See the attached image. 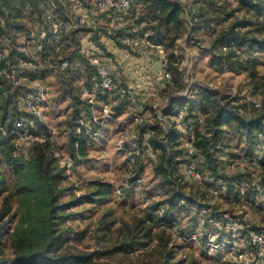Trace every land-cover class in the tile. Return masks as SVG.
I'll use <instances>...</instances> for the list:
<instances>
[{
    "label": "rangeland",
    "instance_id": "374dc122",
    "mask_svg": "<svg viewBox=\"0 0 264 264\" xmlns=\"http://www.w3.org/2000/svg\"><path fill=\"white\" fill-rule=\"evenodd\" d=\"M186 1L191 6L189 11L193 7L197 8L193 0ZM229 1L233 9L238 7L237 0ZM238 12L235 19L245 16L243 12ZM27 16L24 15V18ZM37 21L22 27L20 33H28L39 26L40 22ZM228 24L229 22L225 25ZM0 25H2L1 21ZM185 28V31L189 32V38L185 44L186 49L177 46L180 58L177 54L176 57L179 64L182 60V65L184 63L187 67V59H195L194 67L192 66L191 69L197 72L196 77L203 87L211 82L214 83L213 85L217 83V88L210 87L207 91L210 96L218 100L222 97L220 106L224 104L234 106L241 100L248 105L241 109L245 111L247 117H251V113L261 112L262 106L256 108L253 103L255 101L264 103L263 86L260 89L256 88L253 92L248 73L242 69L232 71L228 66H223L222 69L217 68L216 77L213 73L215 70L210 65L212 63L214 67L218 65L214 57L206 50L214 34L205 28L199 32L190 31V26ZM168 35L170 38L168 37L166 41L170 42L171 33ZM18 52L19 50L15 49L14 54ZM255 58L257 59L255 69L264 77V54L255 55ZM169 59H171L170 56ZM198 86L202 87L200 84ZM4 88L11 91L8 96L2 93ZM26 89L28 88H13L11 83L0 77V118L2 119L4 112L8 110L14 111L15 114L10 130L19 128L18 121L21 115L27 116L22 101ZM65 89L69 92L65 95V100L62 98L60 107L51 111L47 109L44 121L37 127V130L43 131L41 139L47 140L53 150L74 155L79 153L80 141H83L82 146L87 151L70 175L57 162H55L56 165L54 164V173H57L59 177L54 184L57 193L55 202L57 211L54 213L56 216L53 220L57 231L63 234L62 238L67 237L59 245L56 254L86 256V262L82 264H165L167 262L264 264V245L252 246L248 237L249 226L257 227L264 233V184L261 185V179L264 181V126L260 132L258 131L260 138L254 136L255 139L247 140L242 135H237L238 138L231 141V147L228 149L225 150L224 144H220L215 149L222 167L218 174H224L221 177L215 172V177L220 180V183L226 185H187V183L171 185L170 180L166 179L171 177L169 170L166 171V167H162V159L156 163L152 160L155 151L147 150V143H155V146L156 138H159L162 132L158 131L152 140V137L147 140L142 136L143 142L145 141V154L143 159H140L137 170L146 180L145 187L148 189V194L158 197L148 208L147 196L141 187L134 186L121 194L118 192L127 179L130 168L124 151L116 146V133H113L115 139L110 141L98 140L101 135L91 133L90 127L82 128L81 135L78 131L79 119L89 116L87 114L89 109L84 101L72 92L73 88L70 85ZM208 110L205 106L201 112L206 115ZM10 118L13 117L10 115ZM127 125L138 129L133 123ZM100 126H95L93 129L96 128L101 133L104 126L102 128ZM87 130H90L89 135ZM139 130L143 132L144 128L140 127ZM0 151L2 159L5 151L13 152V155L21 161L30 159L24 156L22 149L12 147L10 143L1 145ZM221 154H223L222 158ZM183 161L180 162L183 163ZM227 163L232 165L227 168ZM207 164L206 169L212 172V168ZM254 171H258V177L252 176ZM180 176L184 180L181 174ZM0 181L6 187L0 196V264H5L18 256L15 234L28 208L32 209V204L29 206L31 201L20 191L19 185H23V182L13 172L11 166L5 164L0 167ZM95 181L110 184L111 193L99 200L88 199L86 196L96 190V186L93 185ZM211 187L217 190V197L208 192ZM242 189L246 190L247 195L245 202L240 203L239 193ZM173 191H176L178 196L184 195V197L179 205L171 207L169 199ZM162 207L165 208L166 218L172 221L171 225L160 223L156 213ZM141 219L145 220L143 226L140 223ZM234 219L241 221L243 226L238 239L237 252L224 247L216 255H209L203 252L195 241L178 238L179 234H189L196 228L197 222L202 220L204 231H213L228 243V239H231L227 237L228 225ZM173 225L178 227V231L173 228ZM141 227L145 228L141 229ZM146 227L149 236H141V233L147 230ZM132 235H134L133 238ZM132 240V247L125 246V241ZM168 252L170 254L167 260ZM239 252L244 254L243 258L239 257Z\"/></svg>",
    "mask_w": 264,
    "mask_h": 264
},
{
    "label": "built area",
    "instance_id": "2783aa9c",
    "mask_svg": "<svg viewBox=\"0 0 264 264\" xmlns=\"http://www.w3.org/2000/svg\"><path fill=\"white\" fill-rule=\"evenodd\" d=\"M41 7V21L39 26L21 34L16 26H12L11 34L0 36V63L6 65L0 67V75L11 83L13 88H28L23 96V109L27 116H22L18 121L19 128L7 131L0 123V130L5 136H13L18 149L28 155L33 152V145L43 140L35 135L38 125L44 121L46 110L50 109L52 103L59 96V90L46 83L43 74L46 68L51 66L55 54L61 53L64 49V43L69 36L80 29L82 26L93 25L101 13L108 11L112 13V18L119 33L115 40L124 48L139 54H152L158 56L167 80L172 79V73L166 69V51L163 44L154 41L151 38L149 30L141 29L135 24H130L127 20L129 15L138 16L139 3L141 0H36ZM191 15L197 14V8L190 9ZM242 19V16H240ZM6 21L2 19L4 26ZM39 23V22H38ZM241 28L240 26L236 29ZM17 38H16V37ZM236 48L234 41L231 46H223L222 50ZM15 49L19 52L14 54ZM79 52L88 61L89 68H92V74L85 80L78 81L74 74L76 66L72 58L60 57L58 68L69 79L75 93L78 94L87 105L94 108L101 100V97L109 91L118 87V77L110 69L109 57L95 43L82 44L78 46ZM8 94V91H4ZM253 105L256 108L262 106L261 102L255 101ZM152 107L159 113L163 111V106L154 103ZM104 119L112 121V129L116 132V146L124 151L126 162L130 168L129 175L124 181L123 186L118 192L132 189L134 186L141 187L147 196L146 204L150 208L157 195H149L145 187L146 180L137 170L140 159H143L145 150L142 136L149 139L152 136V130L148 127V119L143 113L136 111L132 115V123L138 129L117 120L107 104L103 105ZM207 117L200 112L195 116H189L186 109L181 108L176 111V129L179 133L181 146L184 149L185 157L182 163L183 176L186 180L196 185H226L220 183L215 175L206 169L205 158L196 147L197 131H207ZM80 126L78 131L82 135V128H91V133L97 135L99 130L93 129V119L89 116H83L79 119ZM101 123V126H100ZM98 126H104L103 121ZM144 128L141 132L139 128ZM90 130H87L89 135ZM93 135V136H95ZM56 162L67 174H71L78 161L80 154H68L60 150L51 152ZM222 158V157H221ZM226 162V161H225ZM223 162V163H225ZM205 163V165H204ZM232 163H227L226 167ZM226 168V169H227ZM253 177H258V171L252 172ZM210 194L218 196L215 187L209 188ZM246 190L242 189L239 193V202H245ZM162 225L167 222L165 208L162 207L156 213ZM227 230V241L221 239L213 231H204V222H197L189 234H179L181 240L195 241L201 250L209 255H216L222 248L226 247L237 252L238 239L243 228L238 219L231 220ZM178 231V227L173 225ZM249 242L252 246L260 247L264 245V233L257 227H248ZM239 257L244 254L239 252Z\"/></svg>",
    "mask_w": 264,
    "mask_h": 264
},
{
    "label": "trees",
    "instance_id": "16d2710c",
    "mask_svg": "<svg viewBox=\"0 0 264 264\" xmlns=\"http://www.w3.org/2000/svg\"><path fill=\"white\" fill-rule=\"evenodd\" d=\"M193 1L198 4V12L194 16L195 25L202 26L203 29L210 30L214 34V38L206 50L214 57L218 67L222 69L223 66H228L232 71L244 70L251 79L253 92L256 88L260 89L263 86L262 92L264 93V77L255 69L257 63L255 55L264 54V0H237L238 7L234 9L229 0ZM139 4L138 16L129 15L127 20L130 24L149 30L154 41L163 43L169 37L168 34L171 33L172 39L168 42L171 45L173 40L184 32L183 10L179 2L173 0H141ZM238 11L243 12L246 17L235 19ZM41 13V7L36 0H0V21L2 22V19L6 21L4 26L0 25V36L11 34L12 26H16L21 31L22 27H26L27 24L33 21L38 20L40 22ZM24 15L28 16L24 18ZM228 22L229 24L225 25ZM141 24H143V27ZM239 26L241 28L236 29ZM122 31V29L118 30L115 38ZM232 41L235 42L237 47H230L224 52L222 50L223 46H231ZM60 57L71 58L72 54L70 50L64 48L61 53L55 54L53 60L59 61ZM4 65H6L5 62L0 63V67ZM170 67L173 71L178 72L172 61ZM64 76L66 78L65 83L67 82L68 86H71L69 79L65 74ZM0 77L2 76L0 75ZM5 81L7 82L6 79ZM5 90L8 91V94L11 91L7 88L3 89L2 93L8 96V94H5ZM76 95L78 96L77 93ZM219 102L217 98L213 99L214 111L209 117L205 115L208 122L207 131H197L195 141L196 147L206 159V164L208 163L207 165L212 168L214 175L215 172L219 175L218 173L222 169L220 166L221 161L217 155L218 152L215 150L220 144L231 147V141L238 138L237 135H242L247 140H253L254 136L260 138L259 132L264 126V103H262L261 112L251 113V117H247L245 111H241L247 105L245 101L239 100V104L234 106L226 104L220 106ZM10 115L13 118L9 119ZM7 116L9 117L7 118ZM14 117V111L4 112V117L0 118V123L5 130L10 131ZM35 135L41 138L43 131L36 129ZM6 143H10L12 147L18 149L15 138L12 135L5 136L0 130V146ZM82 143L84 142L80 141L79 145L81 157L87 154ZM161 148V165L162 167L165 166L167 171L170 168L169 166L173 164L174 159L166 156V145L161 146ZM52 150L47 140L36 142L33 145L32 153L26 155L22 151L24 156L30 158L25 161L15 157L11 151H5L2 159L0 151V167L5 164L11 166L13 172L23 182V185H19L20 191L31 201L29 206L32 204V209L28 208L15 234L18 256L5 264H82L86 262V256L83 255L56 254L59 245L67 237L62 238L63 234L57 231L53 220V217L56 216L54 213L57 211L55 207L57 193L54 184L59 176L54 173L56 161L51 154ZM169 173L171 177L166 179L170 180L169 183H171L172 172L169 170ZM219 176L223 177L224 174L221 173ZM263 184L264 181L261 179V185ZM93 185L96 186V190L91 192V195L86 196L88 199L99 200L111 193L112 187L110 184L95 181ZM5 190V185L0 181V196ZM172 193L169 201L171 207H174L180 204V200L184 195L178 196L176 191ZM140 223L143 226L145 220L141 219ZM168 224L171 225L172 221L167 219L166 225ZM143 228L145 227H141V229ZM147 231L148 228L141 233V236L148 237L149 233ZM131 237L133 238L134 235ZM124 244L132 247L133 240L125 241ZM169 254L170 252L167 254V260ZM165 264L176 263L167 262Z\"/></svg>",
    "mask_w": 264,
    "mask_h": 264
},
{
    "label": "crops",
    "instance_id": "0c3cea01",
    "mask_svg": "<svg viewBox=\"0 0 264 264\" xmlns=\"http://www.w3.org/2000/svg\"><path fill=\"white\" fill-rule=\"evenodd\" d=\"M173 1L179 2L182 6V16L183 19H186L184 27L189 28L190 26V31L199 32L203 30L202 26H196L193 23L195 15L190 14L189 8L191 6L187 4L186 0ZM194 5L198 6L196 3ZM141 26L143 27V24ZM116 33H118V29L113 21L112 13L105 11L97 18L95 24L82 26L71 37L69 36L64 43V48H67L68 51L70 50L72 54V61L77 68L74 77L78 81L85 80L92 74V68H89L88 61L78 50L80 43L88 44L93 42L98 45L109 57L110 69L118 77V87L104 94L97 106L92 108L84 102L89 109L87 114L92 117L94 127L98 126L102 121L104 123V130L98 134V136L101 135L98 140L110 141L116 137L113 134L116 132L112 129V121L104 119L102 110L104 104L109 106L117 120L127 124L132 123L133 113L139 111L148 119V127L152 130L151 140L158 131L162 132L161 136L156 138L155 146V143H147V150L155 151V153L153 152L152 160L156 163L160 162L161 146L166 145V156L174 159L173 164L169 166V170L173 174L170 184L181 185L182 183H187V185H192L193 183L185 178L184 181L180 176V174L183 176V167L180 161L185 157V153L176 129L175 114L177 110L184 108L189 113V116H195L197 112L202 113L201 110L207 106L209 110L206 116L209 117L214 111L212 101L216 97L210 96L207 88H217V83L213 85L214 83L211 82L203 87V84L196 77L197 72L191 69L194 67L195 59H187V67H185L184 63V66L182 65V60L180 64L177 61V58H180L177 46L186 49L185 44L189 38V32L187 33L185 30L181 36L173 40L174 42L171 45L167 41L159 42L165 47L166 69L172 73L171 80L165 78L158 56L139 54L124 48L115 40ZM176 54L178 57H176ZM169 56L172 60L169 59ZM171 61L177 67L178 72L171 69ZM58 64L57 60H53L51 66L46 68L43 74L44 81L59 90V97L50 106V111L58 109L61 105L60 103L65 100V95L69 92L66 89L64 90L65 87H68V83H65L66 78L64 73L58 68ZM210 66L214 68L215 71L213 73L217 77L216 70L219 67H214L213 63ZM199 84L202 87L198 86ZM221 98L219 97L220 102H222ZM154 103L163 106L161 113L152 107ZM226 149L228 147H225ZM222 155L220 156L222 157Z\"/></svg>",
    "mask_w": 264,
    "mask_h": 264
}]
</instances>
